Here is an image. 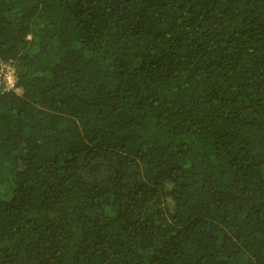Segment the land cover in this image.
I'll return each mask as SVG.
<instances>
[{"label":"trees","instance_id":"1","mask_svg":"<svg viewBox=\"0 0 264 264\" xmlns=\"http://www.w3.org/2000/svg\"><path fill=\"white\" fill-rule=\"evenodd\" d=\"M0 264H264V0H0Z\"/></svg>","mask_w":264,"mask_h":264},{"label":"built area","instance_id":"2","mask_svg":"<svg viewBox=\"0 0 264 264\" xmlns=\"http://www.w3.org/2000/svg\"><path fill=\"white\" fill-rule=\"evenodd\" d=\"M15 86L14 69L9 63L0 64V90L6 92L13 90Z\"/></svg>","mask_w":264,"mask_h":264},{"label":"clouds","instance_id":"3","mask_svg":"<svg viewBox=\"0 0 264 264\" xmlns=\"http://www.w3.org/2000/svg\"><path fill=\"white\" fill-rule=\"evenodd\" d=\"M12 66V65H11Z\"/></svg>","mask_w":264,"mask_h":264}]
</instances>
